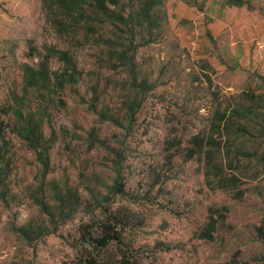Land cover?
<instances>
[{
  "label": "rangeland",
  "instance_id": "rangeland-1",
  "mask_svg": "<svg viewBox=\"0 0 264 264\" xmlns=\"http://www.w3.org/2000/svg\"><path fill=\"white\" fill-rule=\"evenodd\" d=\"M106 4L0 0V264H264V0Z\"/></svg>",
  "mask_w": 264,
  "mask_h": 264
},
{
  "label": "trees",
  "instance_id": "trees-1",
  "mask_svg": "<svg viewBox=\"0 0 264 264\" xmlns=\"http://www.w3.org/2000/svg\"><path fill=\"white\" fill-rule=\"evenodd\" d=\"M91 1L94 3V12H88L87 9L84 8V0H43V3H45V5L49 8V12H53L55 19H57V24L60 23L62 25L64 23L63 21L58 20L62 15L64 21H67V23L71 26L78 27L82 30L91 24L89 20H86V15L94 14L96 17L105 18L107 17V14L110 15V13H112L106 4V0ZM138 16L142 19L148 18V4L144 3L141 6ZM117 17L122 19L119 14H117ZM39 73L43 74L42 72ZM221 118L222 120H220V122H224L223 117ZM28 133V131H25V134ZM217 167L218 165H215V168ZM112 189L115 194H125L123 185L118 181V176L114 180ZM104 213L106 214L107 211ZM84 229L86 232V243L97 251L105 249L110 244H115L118 247L122 246L121 233L124 226L122 222L112 213H108V215L103 219L97 218L95 221H92L91 224L85 225ZM92 230L97 231L98 236L93 237L90 233ZM76 264H137V262L128 252L125 254L123 253L118 262L115 263L101 261L96 253L86 252L85 255L77 260Z\"/></svg>",
  "mask_w": 264,
  "mask_h": 264
}]
</instances>
